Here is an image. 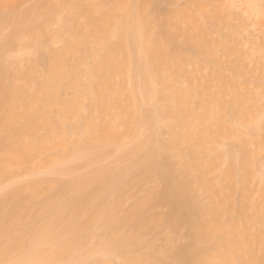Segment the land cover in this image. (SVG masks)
Returning a JSON list of instances; mask_svg holds the SVG:
<instances>
[{
    "label": "bare ground",
    "instance_id": "6f19581e",
    "mask_svg": "<svg viewBox=\"0 0 264 264\" xmlns=\"http://www.w3.org/2000/svg\"><path fill=\"white\" fill-rule=\"evenodd\" d=\"M167 1L164 18L156 21L145 13L159 0H36L29 8L27 0H0V187L23 173L31 175L0 195V237H11L26 213L19 204L12 210L7 205L53 182L39 176V169L68 170L67 163L91 144L120 145L154 117L167 120L168 139L158 142L167 163L162 198L170 208L167 221L189 239L167 264H264V204L251 199L248 185L260 156L253 147L264 148L259 119L264 84L251 89L245 57L231 58L233 45L214 41L199 28L202 3L191 1V7L179 9L174 0ZM214 44L225 46L229 69L221 70L215 61L203 111L197 113L191 93L203 77L194 69L195 58L214 61ZM253 72L264 75V65ZM213 83L215 90L209 91ZM66 91L72 92L69 101L62 100ZM140 96L153 101L151 112L141 109ZM228 138L237 140L236 150L221 149ZM181 142L190 144V162L199 174H191L188 163L175 173L171 158ZM154 159L150 148L131 173L122 168L109 177L102 197L89 182L70 178L40 208L31 234L5 245L1 254L19 248L24 260L31 251L39 264L67 254L76 262L93 251L114 254L125 238L108 226L113 211L122 203L128 177L146 172ZM215 170L219 173L208 178ZM193 183L210 194L209 201ZM259 183L264 195L263 176ZM61 195L66 203L59 201ZM121 226L133 227L132 220L124 219ZM143 262L128 258L125 264Z\"/></svg>",
    "mask_w": 264,
    "mask_h": 264
},
{
    "label": "rangeland",
    "instance_id": "374dc122",
    "mask_svg": "<svg viewBox=\"0 0 264 264\" xmlns=\"http://www.w3.org/2000/svg\"><path fill=\"white\" fill-rule=\"evenodd\" d=\"M36 0H27L24 7L29 8ZM153 4L145 13L153 20L164 18L168 9L167 0H159ZM191 1H198L203 6L197 9L200 15L199 28L209 35L214 41H221L234 46L231 58H238L243 55V64L247 69L246 81L251 89L257 90V86L264 84V75H258L253 70L264 65V0H174L179 9L191 7ZM174 5V6H175ZM197 28V26H196ZM196 28L189 29L194 32ZM7 32L6 34H8ZM213 53L215 60L210 56H197L194 69L198 68L202 74V84L191 93V106L197 113H202L201 101L205 94V85L209 81L208 77L215 66L228 72L230 56L226 53L224 45L214 44ZM23 53H17L21 58ZM139 65L141 64L138 61ZM140 70V66H139ZM138 80V78H135ZM185 86V85H184ZM215 83L209 85V91L215 90ZM141 97V96H140ZM72 92L66 91L62 94V100L69 101ZM141 109L144 112H151L154 103L150 99L142 100ZM264 121V112L259 118ZM253 130V129H252ZM249 131V137L254 138L253 131ZM264 134V131L261 132ZM168 139L167 120L163 118H149L144 121L131 137L124 139L120 145L111 147L91 144L84 155H79L67 164L72 168L58 174H51L48 168L39 169V176L52 178L53 182L48 187L36 189L33 197L24 196L15 203L7 205V210H12L19 204L25 209V216L11 236L0 237V264H39L31 251L27 252V259H20L22 250L14 248L7 251L5 255L1 249L10 243H20L30 234L32 225L38 224V213L40 208L50 198L66 185L70 178L81 179L89 182L97 191L99 196H103L104 182L109 177H116L122 168L131 173L135 168L136 161L142 159L150 148L155 149V159L150 164L148 170L141 174H134L128 177L127 186L123 195L122 203L113 211V217L109 223L111 232L118 231L125 238L120 249L112 255H106L93 251L82 260L77 262L72 255L67 254L66 259L55 258L50 264H91L92 261H111L112 264H125L132 258L142 259L143 264H167L170 256L176 247H181L189 243V239L184 236V230H175L168 223L167 217L170 208L163 202L165 194L164 170L167 163H163L162 155L158 152V142ZM191 144H195L192 140ZM225 150L228 147H237L235 138L224 139L220 145ZM236 150V148L234 149ZM253 150L260 152L256 164L252 167V176L248 180L250 187V197L252 200H261L264 204V195L260 191L259 179L264 177V148L253 147ZM96 152L102 153L96 158H90ZM236 152V151H235ZM191 148L189 143L181 142L177 145L172 154L171 162L176 174H179L184 163H188L191 174H199L200 169L190 162ZM100 169L98 175L93 174V170ZM219 173L213 171L208 178H213ZM29 173H23L14 181H8L0 187V195L10 193L15 186L30 180ZM192 187L197 194L205 201H209L210 194L200 190L196 183ZM151 194V196H149ZM2 195V196H3ZM6 195V194H5ZM240 193L236 194L238 197ZM240 197V196H239ZM61 203H66L67 196L59 197ZM132 220L133 227H123L121 223L124 219ZM52 238L55 233L49 234ZM94 242V239L91 240ZM264 253V248H263ZM77 255V254H76ZM74 256V255H73ZM75 262H73V261Z\"/></svg>",
    "mask_w": 264,
    "mask_h": 264
}]
</instances>
